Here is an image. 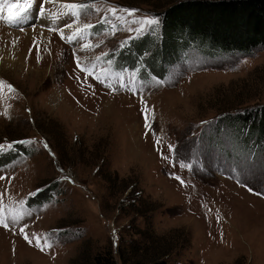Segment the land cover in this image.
I'll use <instances>...</instances> for the list:
<instances>
[{
    "label": "rangeland",
    "instance_id": "obj_1",
    "mask_svg": "<svg viewBox=\"0 0 264 264\" xmlns=\"http://www.w3.org/2000/svg\"><path fill=\"white\" fill-rule=\"evenodd\" d=\"M173 1L34 0L27 22L0 21V154L16 143L28 148L0 168L9 224L0 226V264H95L108 252L118 264L120 254L127 264L158 256L264 264V139L221 121L216 137L211 130L224 115L264 105V48L246 57L192 54L161 78L143 72L149 53L127 55L138 59L131 69L114 62L130 40L158 37ZM71 3L88 5L73 29L62 7ZM17 10L5 4L3 14ZM153 17L155 31L138 34L132 21ZM83 24L100 28L69 43ZM53 184L50 200L25 206Z\"/></svg>",
    "mask_w": 264,
    "mask_h": 264
},
{
    "label": "trees",
    "instance_id": "obj_2",
    "mask_svg": "<svg viewBox=\"0 0 264 264\" xmlns=\"http://www.w3.org/2000/svg\"><path fill=\"white\" fill-rule=\"evenodd\" d=\"M160 33L158 37L151 33L130 40L116 55L115 63L131 69L138 64V59L126 61L131 55L149 53L151 64L143 66L147 78L163 77L170 68L177 66L183 59L192 54H204L213 58L225 56H250L256 49L264 48V0H178L160 14ZM100 24L94 25L92 33L98 31ZM98 29V30H97ZM94 30V31H93ZM110 56L106 57L108 59ZM112 58V57H110ZM109 61V59L107 60ZM128 65H124V63ZM138 67V66H137ZM139 68V67H138ZM152 68V69H151ZM122 67H113V71ZM221 121L232 126L249 128L252 134L264 139V105L242 114L224 115L211 126L212 137L221 130L217 123ZM233 132V131H232ZM239 136L244 132H239ZM28 148L22 144H14L8 153L0 154V168L17 157L28 154ZM264 149V148H263ZM56 184L42 188L34 196L27 199V208H36L50 200ZM108 256H95V264H118L108 252ZM121 264H127L129 258L119 255ZM132 264H169L163 256L149 260L134 258Z\"/></svg>",
    "mask_w": 264,
    "mask_h": 264
},
{
    "label": "snow or ice",
    "instance_id": "obj_3",
    "mask_svg": "<svg viewBox=\"0 0 264 264\" xmlns=\"http://www.w3.org/2000/svg\"><path fill=\"white\" fill-rule=\"evenodd\" d=\"M45 3H50L53 2V0H44ZM33 3L34 0H0V21H3L4 23H6L9 26H20L23 23L27 22V20L29 19L30 15H31V11L33 8ZM8 4V5H14L17 7V12L12 15V16H5L4 13V5ZM62 7L66 8L68 11L65 13L66 15H70L72 17V23L66 24L65 27L69 28V29H73L74 25L78 24L80 21V16H81V12L86 10L88 8V5L86 4H75V3H71V4H65ZM108 11L113 15L116 16V11L114 9H108ZM120 11L128 13V15H132V12L135 10H127V9H121ZM38 17H43L45 15V8H44V3H41L38 9V13H37ZM107 17H102L101 19V23L102 24H106L107 23ZM120 19H123V17H120ZM135 24H139L140 27L138 29H136V31L138 32V34H142L144 29L146 27L151 28L153 31H155V28L158 27L159 25V18L153 17L151 19H146V20H134L132 21ZM93 25L92 24H83L80 27H76L74 29L73 35L72 36H68L67 40L69 43H72L75 39L77 40H83L84 35L85 34H91L90 30L93 29ZM52 31H57L56 29H49ZM131 30V29H130ZM61 32V38H64L63 35V31L59 30ZM85 49H87L89 47L88 44H84L83 45ZM107 55V54H105ZM100 57H97V60H99ZM77 67H80L79 61L77 60ZM82 72H85L86 74L90 75V76H94V78L103 83L104 81L100 80L99 76H95L94 74V68L90 69V68H81L80 69ZM0 84H2V82H0ZM108 86V85H106ZM10 87V86H9ZM11 90V89H10ZM149 127L148 125V116L147 113L145 112V128L147 129ZM169 151H173L172 146H169ZM182 167L184 165H181ZM0 179H3V177H0ZM177 179H180L179 177H177ZM182 184L184 183L183 180L180 181ZM25 213L19 214V215H14L12 216L11 219V223L15 224L17 222H19L20 220H22L24 218ZM0 226H3L5 228H8L9 224L6 221L5 217L3 216L2 212H0ZM21 233H24V228L21 227L20 229ZM25 240H27L29 243H31V240H29V237L27 234L24 235ZM47 245V242H46ZM37 246L39 247V240H37ZM47 246H51V245H47ZM41 251H43V248H41Z\"/></svg>",
    "mask_w": 264,
    "mask_h": 264
},
{
    "label": "bare ground",
    "instance_id": "obj_4",
    "mask_svg": "<svg viewBox=\"0 0 264 264\" xmlns=\"http://www.w3.org/2000/svg\"><path fill=\"white\" fill-rule=\"evenodd\" d=\"M41 19H42V18H41ZM40 21H41V20H40ZM48 21H49V20H48ZM45 22H46V21H45ZM56 22H57V21H56ZM41 24L43 25V24H46V23H43V22H42ZM47 25H48V24H47Z\"/></svg>",
    "mask_w": 264,
    "mask_h": 264
}]
</instances>
